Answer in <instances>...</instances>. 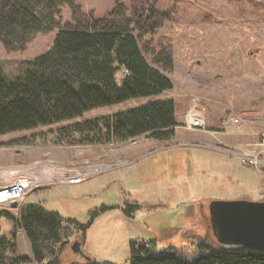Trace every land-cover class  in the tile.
Listing matches in <instances>:
<instances>
[{"label": "rangeland", "instance_id": "obj_1", "mask_svg": "<svg viewBox=\"0 0 264 264\" xmlns=\"http://www.w3.org/2000/svg\"><path fill=\"white\" fill-rule=\"evenodd\" d=\"M75 2L78 16L84 20L122 10V16L115 14L117 21H132L145 57L173 86L151 99L96 107L72 120L0 135V162L17 164L5 169L6 183L16 174H25L32 185L21 204L34 202L37 196L35 202H42L44 208L81 225L75 229L71 222L66 223L68 242L58 255L59 264H123L129 256L130 240L137 238L154 239L156 252L171 250L187 258L197 254L199 241L217 245L210 200H264V165L257 169L242 163L235 150L238 144L260 141L264 134V0ZM150 10L152 16L146 18ZM71 11L61 7V23L72 21ZM135 23L146 28L140 30ZM57 30L33 34L19 50H7L0 43L4 72L13 76L22 60L49 48ZM165 58L171 64L163 68L168 61ZM191 96L199 97L206 122L203 129H191L181 122ZM167 97L175 99L180 123L169 140L142 134L124 141L88 143L79 141L78 135L70 140L55 133L63 124ZM232 119L241 122L239 127L232 126ZM132 146H137L138 157L118 158L123 151L132 158L136 150L132 151ZM116 151L119 153L113 154ZM96 165L102 171L82 182H69L71 176ZM40 184L49 185L35 187ZM128 195L130 199L124 202ZM131 200L137 207L132 216H126L122 208L131 207L125 204H132ZM21 204L1 208L17 214ZM0 228L8 237L15 230L12 221L4 217H0ZM21 232L18 229L15 234V252L30 258L24 264H36ZM76 239L82 242L89 260L70 248ZM49 259L47 256L43 263Z\"/></svg>", "mask_w": 264, "mask_h": 264}, {"label": "trees", "instance_id": "obj_2", "mask_svg": "<svg viewBox=\"0 0 264 264\" xmlns=\"http://www.w3.org/2000/svg\"><path fill=\"white\" fill-rule=\"evenodd\" d=\"M63 6L72 10L71 22H60ZM116 9L105 18L84 20L78 16L75 0H0V43L7 50L23 49L33 34L58 28L51 46L32 59L22 60L13 76L7 75L0 63V135L72 120L96 107L134 98L151 99L172 88L171 79L145 57L132 21H117L115 14L122 16L123 11ZM151 16L150 10L145 17ZM135 24L140 30L146 28ZM153 26L150 24L148 30ZM170 64L168 59L163 68ZM177 113L174 98L153 99L60 125L55 133L70 140L78 135L79 141L88 143L118 142L142 134L169 140L180 124ZM131 201L125 203L131 207L122 208L126 216H132L137 207V202ZM0 217L12 221L15 228L11 237L0 228V264L30 261L15 252L18 229L27 238L36 264H44L47 256L50 259L45 264H59L58 255L68 242L69 222L75 229L81 227L38 202L22 203L17 214L0 208ZM197 248V254L187 258L171 250L156 252L154 239L137 238L130 240L129 256L123 264H264V249L259 247L199 241Z\"/></svg>", "mask_w": 264, "mask_h": 264}, {"label": "water", "instance_id": "obj_3", "mask_svg": "<svg viewBox=\"0 0 264 264\" xmlns=\"http://www.w3.org/2000/svg\"><path fill=\"white\" fill-rule=\"evenodd\" d=\"M17 205V200L9 203L10 207ZM208 207L213 211L215 236L219 243L264 249V200L214 199L209 201ZM81 245L82 242L76 239L70 248L89 260L90 256Z\"/></svg>", "mask_w": 264, "mask_h": 264}, {"label": "built area", "instance_id": "obj_4", "mask_svg": "<svg viewBox=\"0 0 264 264\" xmlns=\"http://www.w3.org/2000/svg\"><path fill=\"white\" fill-rule=\"evenodd\" d=\"M199 97L191 96L187 109L185 110L181 122L191 129H203L206 122L204 114L199 108ZM231 124L234 127H239L241 122L238 119H232ZM238 150V158L246 165H251L259 169L264 165V134L260 141L252 144H238L235 150ZM230 149L231 152L235 151ZM102 171V167L96 165L88 169H84L81 172L71 176L69 178L70 183H79L87 178L90 174H95ZM30 180L25 174H16L13 181L0 185V208L9 206L10 201L17 200L18 204H21V200L25 196L28 189L31 187Z\"/></svg>", "mask_w": 264, "mask_h": 264}, {"label": "crops", "instance_id": "obj_5", "mask_svg": "<svg viewBox=\"0 0 264 264\" xmlns=\"http://www.w3.org/2000/svg\"><path fill=\"white\" fill-rule=\"evenodd\" d=\"M179 114H177V116H178ZM5 135V134H4ZM137 146H132V151L133 150H135L134 151V153H133V155H132V158H129V152H126V151H123L122 152V154L121 155H118V158H124V159H126V160H133L135 157H138V154H140L139 152H137L138 151V148H136ZM114 153H119V151H116V152H113V154ZM98 155V154H97ZM104 159V158H103ZM103 159H102V161H103ZM105 161V160H104ZM103 161V162H104ZM104 163H106V161L104 162ZM17 166V164L16 163H11V162H0V185H2V184H4V183H6V182H8V181H5V179H6V176H7V174H8V171H6L5 169L7 168V169H9V168H13V167H16ZM8 180V179H7ZM41 185H46V186H48L49 184H40V185H38V186H35V187H39V186H41ZM68 185V184H67ZM83 189H85V188H83ZM88 189V188H87ZM34 198L35 199H37V200H39L38 198H37V196H34ZM35 199H34V202H35ZM36 200V201H37ZM37 202H39V201H37ZM41 205L43 206V207H46L45 206V204H43L42 202H41ZM45 209H47V208H45ZM8 219H6V221H7ZM9 221V220H8ZM22 233V232H21Z\"/></svg>", "mask_w": 264, "mask_h": 264}]
</instances>
